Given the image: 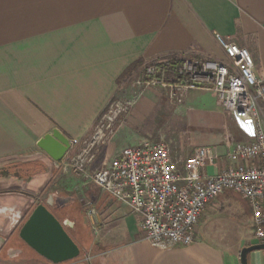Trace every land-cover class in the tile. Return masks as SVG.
I'll use <instances>...</instances> for the list:
<instances>
[{"label":"crops","instance_id":"crops-1","mask_svg":"<svg viewBox=\"0 0 264 264\" xmlns=\"http://www.w3.org/2000/svg\"><path fill=\"white\" fill-rule=\"evenodd\" d=\"M215 34L246 48L253 73L264 78V0H0V166L10 160H39L46 167L22 181L26 192L11 189L0 180V253L8 237L33 208L27 193L44 190L56 173L69 171L65 165L68 155L59 163L52 162L36 142L54 129L67 139L89 137L108 104L123 99L129 81L155 60L191 57L227 62L214 40ZM134 63L139 64L122 77ZM152 91L146 90L145 94L141 91L135 101L126 100L133 103L130 108L133 126L142 119L148 104L163 103L164 99L157 98ZM206 93L215 100V94L204 89L187 91L184 100L206 108L209 106ZM166 99L171 103L167 96ZM218 116L241 137L239 144L252 140V131L244 122L227 113ZM123 124L115 128L106 144L112 142L116 152L111 158L149 139L134 130L129 133ZM154 141L167 145L171 160L184 175V162L195 149L180 156L171 152L164 140ZM227 150L213 149L217 160L198 172L218 173L228 164L224 158ZM92 167L88 165V172ZM87 190L90 194L87 205L91 209L86 216L90 225L94 229L99 227L103 233L99 242L89 244L82 257L64 264H240L241 247L264 244L253 236L248 207L242 210V215L247 218L252 236L244 233L236 250L225 253L199 240L194 230L191 245L160 251L146 242L139 215L120 203L103 201L102 192L93 183L85 194ZM221 195L224 202H235L237 198L233 192ZM50 196L54 204V197ZM113 228L116 234L111 233ZM6 254L11 262L19 252L9 248ZM30 259L45 260L40 256ZM247 264H264V249L250 252Z\"/></svg>","mask_w":264,"mask_h":264},{"label":"built area","instance_id":"built-area-1","mask_svg":"<svg viewBox=\"0 0 264 264\" xmlns=\"http://www.w3.org/2000/svg\"><path fill=\"white\" fill-rule=\"evenodd\" d=\"M214 40L227 62L166 57L145 65L134 84L164 90L175 105L183 103L189 90H210L225 113L250 127L252 140L228 149L224 155L228 164L218 173L198 172L218 158L211 147H199L185 160L181 175L162 141L125 148L88 172L98 146L112 138L116 119L128 113L132 101L111 103L89 137L68 139L66 168L139 215L146 242L160 251L191 245L202 212L224 192H233L247 203L253 236L264 242V78L253 73L246 48L219 34Z\"/></svg>","mask_w":264,"mask_h":264},{"label":"rangeland","instance_id":"rangeland-1","mask_svg":"<svg viewBox=\"0 0 264 264\" xmlns=\"http://www.w3.org/2000/svg\"><path fill=\"white\" fill-rule=\"evenodd\" d=\"M137 77L129 81V90L124 94V98L112 100L104 112L109 110V105L113 102L135 101L138 99L140 93L143 92L145 94L146 90L151 89L157 98H162L165 102L148 104L144 110L145 112H143L142 119H139L138 123L136 122L137 126H133L131 123V110H129L127 114L116 119V129L122 122L125 124L124 127H127L130 131L129 133L134 130L139 136L149 138L147 139L148 141L164 140L169 145L170 151H174L175 155L180 156H182L181 153L186 154L188 151L199 147L211 146L216 151V148L229 149L242 142L241 137L233 133L234 128L227 126L225 124L226 120L219 118L218 114L226 115V113L219 106L216 98L214 100L208 93L204 94L205 100L209 103V106H206V108L187 104L185 100L182 105L177 106L167 101L166 94L163 91L154 88H147L146 90L137 88L134 84ZM138 113V106H136L134 108L136 120L138 119ZM216 139H219L220 143H215ZM107 143L99 145L97 151L94 153V158L89 164L90 166L93 165L90 173L100 168L106 159L116 154L114 148L111 147V145L113 146L112 142L109 144L110 146L106 145ZM10 161L12 162L0 166V180L6 182L5 185H10L9 187L11 189L25 191V186L22 181L25 182L26 180H23L16 170V165L25 160ZM3 171H5L6 175H1ZM66 172V174H63L61 171L59 174L56 173L51 177L44 190L41 189L35 193L28 192L27 194L32 198L33 207L38 203H43L60 223L64 222L66 218L69 219L72 227L70 228L67 225L65 226V230L68 236L79 247L80 254L77 257L79 258L84 255L90 243L93 244L100 241L103 232L99 227L94 229L89 223L88 216H86L91 207L87 205L90 200V194L88 193L90 189L86 191V194L85 189L91 186L92 182L83 177L73 176L67 170ZM85 180H87L86 183ZM50 195L54 197V204L50 203ZM236 197L235 202L234 200L224 202L222 195L217 196L205 210L204 216L199 220L200 224L195 227V233L199 240L217 247L225 253L239 248V241L244 233L246 234L245 236H252V230L248 228L246 223L247 218L242 215V210L247 209L248 205L237 195ZM102 200L107 203H118L103 192ZM96 209L99 210L100 205L96 206ZM71 220L75 222V225ZM111 233L116 234L114 228ZM118 239L116 238L117 241ZM9 248H13L19 252L17 258L11 262L9 259H6L8 258L6 250ZM242 248L244 247H241L239 250ZM30 257L39 256L19 238L18 230H16L8 237L7 244L0 253V264L5 262H10L5 264H51L41 259L38 262L32 261Z\"/></svg>","mask_w":264,"mask_h":264},{"label":"water","instance_id":"water-1","mask_svg":"<svg viewBox=\"0 0 264 264\" xmlns=\"http://www.w3.org/2000/svg\"><path fill=\"white\" fill-rule=\"evenodd\" d=\"M36 146L55 163L61 162L70 148L69 140L56 129L39 139ZM67 225L72 227L67 220L60 223L45 204L38 203L24 217L17 230L19 238L37 255L51 264H61L80 254L79 247L65 230ZM261 249H264V244L242 248L239 253L240 264H247L248 254Z\"/></svg>","mask_w":264,"mask_h":264},{"label":"trees","instance_id":"trees-1","mask_svg":"<svg viewBox=\"0 0 264 264\" xmlns=\"http://www.w3.org/2000/svg\"><path fill=\"white\" fill-rule=\"evenodd\" d=\"M138 64L139 63H134L130 65L127 69H125V71L122 73V77L129 75L137 67ZM44 167L45 165L43 162L39 160H30V161L19 162L16 165V170L19 172L20 177L28 179L36 174L43 172Z\"/></svg>","mask_w":264,"mask_h":264},{"label":"flooded vegetation","instance_id":"flooded-vegetation-1","mask_svg":"<svg viewBox=\"0 0 264 264\" xmlns=\"http://www.w3.org/2000/svg\"><path fill=\"white\" fill-rule=\"evenodd\" d=\"M45 170H46V167H44V171H45ZM10 172H11V171H10ZM12 173H13V172H12ZM1 175H6V174H5V171H3ZM23 180H26V178H23Z\"/></svg>","mask_w":264,"mask_h":264}]
</instances>
